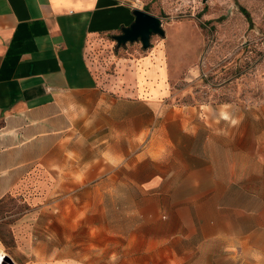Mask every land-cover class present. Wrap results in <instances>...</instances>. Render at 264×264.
<instances>
[{"label": "crops", "instance_id": "0c3cea01", "mask_svg": "<svg viewBox=\"0 0 264 264\" xmlns=\"http://www.w3.org/2000/svg\"><path fill=\"white\" fill-rule=\"evenodd\" d=\"M138 2L0 0V200L35 182L61 264H264V99L177 104L161 52L106 83Z\"/></svg>", "mask_w": 264, "mask_h": 264}, {"label": "rangeland", "instance_id": "374dc122", "mask_svg": "<svg viewBox=\"0 0 264 264\" xmlns=\"http://www.w3.org/2000/svg\"><path fill=\"white\" fill-rule=\"evenodd\" d=\"M135 8L160 17L165 34L151 36L147 49L138 42L117 48L112 37L91 41L86 57L106 83L116 84L118 70L128 69L129 61L124 60L148 54L154 60L161 52L171 88L168 96L177 104L264 99V0H140ZM119 61L124 65L117 67ZM40 206L35 182L29 183L27 192L0 200V248L12 264H61L58 226L47 228ZM14 226L19 228V241ZM76 249V243L68 244L70 258H76ZM216 253L222 264L241 261ZM72 262L76 264L75 259Z\"/></svg>", "mask_w": 264, "mask_h": 264}, {"label": "water", "instance_id": "95a60500", "mask_svg": "<svg viewBox=\"0 0 264 264\" xmlns=\"http://www.w3.org/2000/svg\"><path fill=\"white\" fill-rule=\"evenodd\" d=\"M133 21L121 29V33L113 35L116 47L125 46L127 43H141L143 49L150 46V37L154 35L164 36L163 24L160 17L143 9H133Z\"/></svg>", "mask_w": 264, "mask_h": 264}, {"label": "built area", "instance_id": "2783aa9c", "mask_svg": "<svg viewBox=\"0 0 264 264\" xmlns=\"http://www.w3.org/2000/svg\"><path fill=\"white\" fill-rule=\"evenodd\" d=\"M12 259H10L5 251L0 248V264H12Z\"/></svg>", "mask_w": 264, "mask_h": 264}, {"label": "trees", "instance_id": "16d2710c", "mask_svg": "<svg viewBox=\"0 0 264 264\" xmlns=\"http://www.w3.org/2000/svg\"><path fill=\"white\" fill-rule=\"evenodd\" d=\"M145 10H146V9H145ZM241 11H242L244 14H246V16H247V20L250 21L249 15H248V13L245 11V9H243V7H241Z\"/></svg>", "mask_w": 264, "mask_h": 264}]
</instances>
